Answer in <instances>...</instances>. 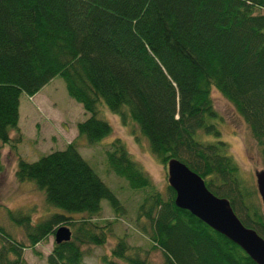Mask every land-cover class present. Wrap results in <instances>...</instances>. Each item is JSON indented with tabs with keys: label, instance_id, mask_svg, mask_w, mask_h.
<instances>
[{
	"label": "trees",
	"instance_id": "16d2710c",
	"mask_svg": "<svg viewBox=\"0 0 264 264\" xmlns=\"http://www.w3.org/2000/svg\"><path fill=\"white\" fill-rule=\"evenodd\" d=\"M55 77L88 118L63 151L31 163L18 159L16 181L42 191L54 210L39 221L33 208L6 210L26 243L0 227V264H27L24 251L54 238L61 227L71 239L54 242L47 264H87L89 248L106 244L112 222L93 221L101 202L117 219L125 210L78 150V139L93 146L112 134L104 111L136 141L144 139L162 166L178 160L199 175L264 239L257 189L244 183L221 139L211 96L217 91L233 105L264 162V0H0L3 146L11 145L14 134L21 139L22 95L33 98ZM108 147L109 170L144 193L135 223L163 264H255L177 208L169 186L165 195L158 191L121 140ZM148 253L123 235L99 264H151Z\"/></svg>",
	"mask_w": 264,
	"mask_h": 264
},
{
	"label": "rangeland",
	"instance_id": "374dc122",
	"mask_svg": "<svg viewBox=\"0 0 264 264\" xmlns=\"http://www.w3.org/2000/svg\"><path fill=\"white\" fill-rule=\"evenodd\" d=\"M214 108L220 118L219 131L221 139L228 145V151L239 167L240 176L246 185L256 188L254 173L264 169V162L259 149L244 120L233 105L219 92L211 93ZM106 121L112 128V134L99 144L88 146L78 139V150L83 159L97 173L99 178L120 200L125 213L121 218L115 216L107 201L101 202L102 212L93 220L97 223L112 222L109 227L107 242L102 248L90 247V254L86 256L87 264H99L100 257L109 254L116 245L118 238L125 235L131 246L149 250L147 259L151 264H163L158 251H151L147 238L138 231L136 211L144 195L142 191L131 190L128 183L113 172L107 165L106 151L113 140H121L130 158L148 176L158 191L166 194L168 187L166 167L151 155L144 139L135 140L128 127L123 126L117 117L104 111ZM88 118L82 106L71 99L66 91L62 78L55 77L39 93L29 99L22 95L19 110V127L22 132L12 136L10 146L0 143V158L3 166L0 172V227L14 239L26 243L23 233L16 232L6 210L33 208V220H42L53 212V208L44 203V193L32 184L18 183L14 173L18 159L35 162L52 152L63 151L67 145L77 139V124ZM15 141V142H14ZM262 207L259 195L257 196ZM54 238H48L35 249L24 251L27 264H47L46 257L51 253Z\"/></svg>",
	"mask_w": 264,
	"mask_h": 264
},
{
	"label": "water",
	"instance_id": "95a60500",
	"mask_svg": "<svg viewBox=\"0 0 264 264\" xmlns=\"http://www.w3.org/2000/svg\"><path fill=\"white\" fill-rule=\"evenodd\" d=\"M166 172L168 186L175 192L174 203L177 208L188 211L236 244L255 264H264V239L242 224L227 199L212 194L204 180L178 160H170ZM254 178L264 215V169L256 171ZM54 239L56 244L68 242L71 232L61 227Z\"/></svg>",
	"mask_w": 264,
	"mask_h": 264
}]
</instances>
